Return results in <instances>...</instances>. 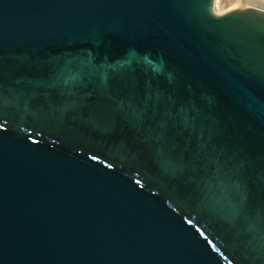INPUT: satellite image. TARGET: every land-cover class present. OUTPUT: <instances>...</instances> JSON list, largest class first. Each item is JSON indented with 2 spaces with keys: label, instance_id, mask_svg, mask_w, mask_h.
Here are the masks:
<instances>
[{
  "label": "water",
  "instance_id": "obj_1",
  "mask_svg": "<svg viewBox=\"0 0 264 264\" xmlns=\"http://www.w3.org/2000/svg\"><path fill=\"white\" fill-rule=\"evenodd\" d=\"M213 3L0 0V264H264V11Z\"/></svg>",
  "mask_w": 264,
  "mask_h": 264
},
{
  "label": "bare ground",
  "instance_id": "obj_2",
  "mask_svg": "<svg viewBox=\"0 0 264 264\" xmlns=\"http://www.w3.org/2000/svg\"><path fill=\"white\" fill-rule=\"evenodd\" d=\"M244 9L264 11V0H214L211 10L213 14L219 16Z\"/></svg>",
  "mask_w": 264,
  "mask_h": 264
},
{
  "label": "snow or ice",
  "instance_id": "obj_3",
  "mask_svg": "<svg viewBox=\"0 0 264 264\" xmlns=\"http://www.w3.org/2000/svg\"><path fill=\"white\" fill-rule=\"evenodd\" d=\"M191 221H189V223H190Z\"/></svg>",
  "mask_w": 264,
  "mask_h": 264
}]
</instances>
